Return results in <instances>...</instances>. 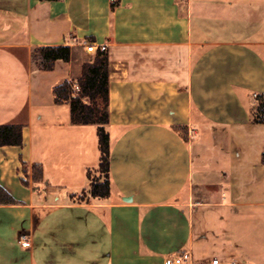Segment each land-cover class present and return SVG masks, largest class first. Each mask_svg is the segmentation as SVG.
<instances>
[{
  "label": "crops",
  "instance_id": "crops-1",
  "mask_svg": "<svg viewBox=\"0 0 264 264\" xmlns=\"http://www.w3.org/2000/svg\"><path fill=\"white\" fill-rule=\"evenodd\" d=\"M0 0V264H264V0ZM108 55L109 195L96 127L52 90ZM68 46L49 71L38 47ZM26 235L30 247L19 244Z\"/></svg>",
  "mask_w": 264,
  "mask_h": 264
},
{
  "label": "trees",
  "instance_id": "trees-1",
  "mask_svg": "<svg viewBox=\"0 0 264 264\" xmlns=\"http://www.w3.org/2000/svg\"><path fill=\"white\" fill-rule=\"evenodd\" d=\"M58 1V0H41ZM120 0H111V8L119 6ZM71 49L68 46L38 47L32 52L33 63L43 71L53 68L56 61L68 62ZM73 85L78 87L73 90ZM56 105L67 103L70 109V122L73 125H94L96 127L99 161V175L89 180L88 195L104 199L109 195L110 142L106 126L109 123L108 111V55L96 51L91 61L82 64L81 73L75 83L63 81L52 90ZM254 122L264 123V99L260 98L256 108ZM22 146V126L14 124L0 125V147ZM14 200L0 188V204H13Z\"/></svg>",
  "mask_w": 264,
  "mask_h": 264
},
{
  "label": "built area",
  "instance_id": "built-area-1",
  "mask_svg": "<svg viewBox=\"0 0 264 264\" xmlns=\"http://www.w3.org/2000/svg\"><path fill=\"white\" fill-rule=\"evenodd\" d=\"M87 53H95L96 51L106 52V46L104 44L96 46L95 44L88 43L85 47ZM73 90L77 91L78 87L73 85ZM19 244L21 247H30L29 239L26 235H21ZM190 254L188 252H181L175 255H166L163 259L162 264H190L189 263ZM211 264H218L217 259L211 260Z\"/></svg>",
  "mask_w": 264,
  "mask_h": 264
},
{
  "label": "rangeland",
  "instance_id": "rangeland-1",
  "mask_svg": "<svg viewBox=\"0 0 264 264\" xmlns=\"http://www.w3.org/2000/svg\"><path fill=\"white\" fill-rule=\"evenodd\" d=\"M83 61H84V63L87 62L86 59H83ZM90 174H91V177H94V178H96L99 175V173L97 172V169L91 171Z\"/></svg>",
  "mask_w": 264,
  "mask_h": 264
}]
</instances>
